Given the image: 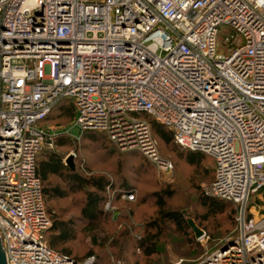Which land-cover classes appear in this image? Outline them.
Here are the masks:
<instances>
[{
    "label": "built area",
    "instance_id": "2783aa9c",
    "mask_svg": "<svg viewBox=\"0 0 264 264\" xmlns=\"http://www.w3.org/2000/svg\"><path fill=\"white\" fill-rule=\"evenodd\" d=\"M221 27L231 34L217 53ZM63 98L75 106V139L105 132L119 151L169 172L145 115L178 146L213 158L204 194L236 206L235 235L194 264H264V0H0L6 264H95L45 241L51 221L35 160L53 149L45 119Z\"/></svg>",
    "mask_w": 264,
    "mask_h": 264
},
{
    "label": "trees",
    "instance_id": "16d2710c",
    "mask_svg": "<svg viewBox=\"0 0 264 264\" xmlns=\"http://www.w3.org/2000/svg\"><path fill=\"white\" fill-rule=\"evenodd\" d=\"M75 115L76 110L73 102L63 98L54 105L45 119V124L53 121L65 128L74 120ZM140 117L148 121L158 150L161 149L176 166L175 181L178 186H153L154 190L140 194L135 203L124 201L126 204L120 206L121 213H118L115 219L111 215V210L106 211L104 209L105 204L110 200L109 193L114 194L110 201V208H112L113 205L121 202L122 193L135 189L134 185L136 184H132L131 179L119 171L121 163L118 159H121L120 156L126 153L119 154L115 150H111L110 146L116 149L117 147L110 141L105 132L85 131L80 137L81 147H78L76 140L70 136L58 134L54 138L53 149L40 151L35 160L36 174L41 183L45 210L52 223L45 232V241L50 249L66 254L77 261L93 256L95 264H117L119 260L111 263L110 257L116 253L114 251L119 249L122 244L124 250L139 249L141 257L147 261L146 264H158L159 259L155 257L165 254L164 250L167 247H171L177 253L182 251L178 256L183 259H192L198 255L200 245L194 240V234L187 224V219H192L195 225L208 235L211 243L217 245L216 249L221 246L224 238L235 235L236 206L231 202L204 195L198 186V182L209 181L211 183L213 181L215 174L213 158L204 153L178 146L174 143L172 131L168 127L157 123L149 116L140 115ZM90 148L101 151L110 159L117 156L116 165L120 167L115 172L112 182L109 175L91 174L94 171L93 168L100 170L101 167L95 168L96 166H93L91 168L84 161L90 155L88 151ZM67 149H74L78 152L74 170H71L62 161ZM127 154L133 157H141L138 161L139 167L133 169V175L140 177L150 174V165L144 156L138 151H131ZM81 161L84 162V165L81 164ZM180 162H186L192 166L186 181H181L177 176ZM209 165L212 167L209 168ZM178 187L189 196L194 197L193 199L199 208L198 212H192L191 215L184 205H182L184 207L177 208L173 204H169V201H172L170 203H173L174 200L179 201L177 192L174 191ZM78 195L81 196L82 200L75 217L65 218L57 212H52L53 201H65ZM149 202L154 208L151 214L142 210V206ZM140 214L144 215L139 218L140 225L138 228L141 230V235L135 238L130 235L132 230H135L134 226L131 225L132 228H128L127 223H131L129 215L135 219ZM109 221L112 222L111 225H114V228L110 231L111 234H108L111 237H108L114 241L105 247L104 244L109 238L105 242H103L104 239L99 242L97 233L99 225ZM121 223L124 225L120 230H117L116 227ZM82 226L85 227L84 232H87L91 239L90 249L86 251L80 248L73 249L70 246L75 242L80 233L79 228ZM119 241L123 242L118 244ZM109 249L111 250L110 253L108 252ZM184 249L193 253L187 254ZM119 263L121 264V262ZM133 264L139 263L136 261Z\"/></svg>",
    "mask_w": 264,
    "mask_h": 264
},
{
    "label": "rangeland",
    "instance_id": "374dc122",
    "mask_svg": "<svg viewBox=\"0 0 264 264\" xmlns=\"http://www.w3.org/2000/svg\"><path fill=\"white\" fill-rule=\"evenodd\" d=\"M230 34H231V31L228 28H226V27L220 28L219 34L217 36V50H216L217 53H221V52L225 51L226 43H225L224 39H225V37H229ZM57 124H58L57 122L55 123L53 121L47 123V125L52 128L53 133L55 134L54 138L58 134H64V135L70 136L71 138L76 140L78 147L82 146L81 139H75V137L79 135V132L77 131V129L71 128L72 122L69 125H67L65 128H63L62 125H57ZM66 131H70L69 135H67L65 133ZM110 149L115 150L119 154L126 153L123 156H120L121 159H118L119 162L121 163V169L120 170L118 169L120 166L116 165V157L117 156L110 159L108 155H106V154L103 155L101 153V151L95 150L93 148H90L88 150L90 155H88L89 157L87 159L85 158L88 161H86L84 159L83 160L85 162H87L86 164H89V166L91 168H93V166H96L95 168L101 167L100 170H95L93 168L94 171H92L91 174H94V175L104 174L106 176L109 175L111 182H112V179H114V177H115L114 174L117 170L121 171L122 174L123 173L126 174L127 178L131 179L132 184L136 183L134 185L135 189L130 190L135 195V199H134V201H132L133 203L136 202V200L140 194H142L146 191L154 190L153 186H157V185L158 186H174V187L178 186V184L175 181L176 166L173 164L172 160L162 152L161 149L159 151L160 155L162 157L168 159L172 163V165H173L172 170L169 172L159 171L156 169V167L150 161H148L145 158V160L150 165V174H145V175L140 176V177L135 176L132 173L135 170V168L139 167L138 161H139V158H141L140 156L133 157L132 155L127 154V153H130L131 151L121 152L113 146H110ZM73 154H74V157L72 156ZM68 156H72L73 165L75 168V161L78 159V152L74 149H67L63 155L64 158L62 161L64 164H65V160ZM81 164L84 165V162L81 161ZM180 164H181L179 167L180 169L177 173L178 179H180L181 181H186V178L188 177V175L190 174V172L192 170V166H191V164H188L186 162H180ZM211 167H212V165H209V168H211ZM87 175H89L88 172H87ZM112 175H113V177H112ZM208 184H209V181L198 182V186L200 187V189L202 190L203 193H204L205 186H207ZM174 191L177 192V197H178L179 201L174 200L173 203H170L172 201H169V204H173L177 208L184 205L186 207L185 209H187V211L191 215L193 214L192 212H198L199 211V208L197 207V205L193 199L194 197L189 196L186 192H184V190H182L179 187L177 189L175 188ZM109 194H110L109 196H111V199H112V197H114V194L113 193H109ZM81 200H82L81 196L78 195V196L72 197L70 199H67L65 201H53L52 212L53 213L57 212L60 216H63L65 218L75 217L78 214V209H79V206L81 204ZM124 201L125 200H123L121 198V202H123V203L120 202L118 204H115L109 210L105 209V206H104V209L106 211L111 210V212H112L111 215H113L115 218V216H118V213H121L120 206H124V203H125ZM252 202H253V198H252ZM184 206H182V207H184ZM126 210L128 211V209H125V211ZM142 210H144L148 214H151V212L154 211V208L152 207V204L149 202V203H146L144 206H142ZM135 214H136V212H135ZM129 216H130V222L131 223H127V226H128V228H132L130 226L133 225L135 228V230L134 229L132 230L130 235L132 237L138 238L141 235V230H139L140 228H138V226L140 225L139 224V222H140L139 218H142V216H144V215L140 214L135 219H133L132 215H129ZM111 224H112V222L109 221V222H104V224H102V225H99V230L97 233L99 242H102L103 239H104L103 242H105L106 239L109 238L108 241H106L104 244L105 247H108V245L114 241V239L110 238L111 236L108 235V234H111L110 231H112V228H114L113 227L114 225H111ZM123 225H124V223L118 224L116 229L120 230ZM84 228H85L84 226L79 228L80 233L76 237L75 242L70 244V246L73 249L74 248H80L84 251L90 249V241H91L90 235L87 232H84ZM108 236H110V237H108ZM193 238L200 245V247L198 248V253H197L198 255H196L194 258H192V259L180 258L178 255H179V253L181 254L182 251H179L177 253V251H174L171 247H167L164 250L165 254L155 257L156 259H159L157 261L158 264H170V263L171 264H193V262L197 261L199 258H201V257L213 252L214 250H216L217 245L214 243L213 244L211 243V240L209 239L208 235H206V233H204V236L201 238L196 239L194 235H193ZM122 242L123 241H121V242L119 241L118 244H121ZM110 251L111 250L109 249L108 252L110 253ZM191 251H192V249H191ZM114 252H116V253L112 254V257H110L111 263L115 262L116 260L117 261L119 260V262H121V264H133L136 261L139 264H146V262H147L146 259L141 257V251L137 248H135L133 251L130 249L124 250L123 245L121 244L120 248L116 249ZM184 252H186L187 254L193 253V252H187L186 250Z\"/></svg>",
    "mask_w": 264,
    "mask_h": 264
},
{
    "label": "water",
    "instance_id": "95a60500",
    "mask_svg": "<svg viewBox=\"0 0 264 264\" xmlns=\"http://www.w3.org/2000/svg\"><path fill=\"white\" fill-rule=\"evenodd\" d=\"M65 164L71 169L74 170V165H73V159L72 156H68L65 160ZM187 224L189 226V228L192 230L194 236L196 239L201 238L204 236V232L202 230H200L194 223V221L192 219H187ZM220 248L222 250L226 249V246L221 244ZM0 264H6L5 263V256H4V252L3 249L1 247V243H0Z\"/></svg>",
    "mask_w": 264,
    "mask_h": 264
}]
</instances>
